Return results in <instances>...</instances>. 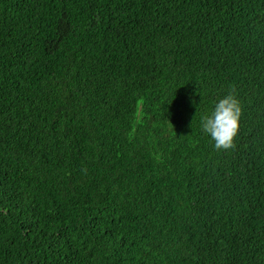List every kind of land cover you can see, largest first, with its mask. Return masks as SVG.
I'll use <instances>...</instances> for the list:
<instances>
[{
	"label": "trees",
	"instance_id": "obj_1",
	"mask_svg": "<svg viewBox=\"0 0 264 264\" xmlns=\"http://www.w3.org/2000/svg\"><path fill=\"white\" fill-rule=\"evenodd\" d=\"M0 264H264V0H0Z\"/></svg>",
	"mask_w": 264,
	"mask_h": 264
},
{
	"label": "clouds",
	"instance_id": "obj_2",
	"mask_svg": "<svg viewBox=\"0 0 264 264\" xmlns=\"http://www.w3.org/2000/svg\"><path fill=\"white\" fill-rule=\"evenodd\" d=\"M241 113V102L230 91L216 100L211 110L201 115V130L210 136L217 150H227L234 146Z\"/></svg>",
	"mask_w": 264,
	"mask_h": 264
}]
</instances>
